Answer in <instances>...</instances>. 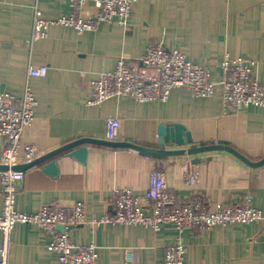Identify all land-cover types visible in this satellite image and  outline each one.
Listing matches in <instances>:
<instances>
[{
	"label": "crops",
	"instance_id": "0c3cea01",
	"mask_svg": "<svg viewBox=\"0 0 264 264\" xmlns=\"http://www.w3.org/2000/svg\"><path fill=\"white\" fill-rule=\"evenodd\" d=\"M35 4L46 18L72 9L67 0H0V90L12 94L19 105L29 86L34 116L21 141L35 146L36 157L76 137L105 138L110 116L120 120L117 140L158 147V124L177 121L191 132L195 145L229 144L251 160L264 157V109L225 107L220 84L212 96H194L187 87H175L161 102L113 95L97 104L87 103L93 79L114 70L121 56L140 65L151 40L161 41L166 49L180 48L191 62L206 67L208 77L216 82L222 78L219 61L226 54L252 60L255 79L264 83V0H137L126 25L103 22L77 31L53 24L45 36L33 40ZM83 10L84 16L92 15L93 0H87ZM30 66H46L47 71L30 75ZM6 141L0 134V161ZM68 151L52 158L56 174L43 169L51 159L23 170L15 207L35 212L43 204L83 201L86 220L72 226L70 234L77 246L96 245L98 264H162L165 249L173 242L184 244L183 264H264L261 221L181 232L170 222L155 228L94 221L114 213L117 188L128 187L143 197L155 168L162 170L180 203L199 201L214 211L248 201L264 212V165L252 167L224 150L200 153L197 163L187 153L157 156L93 143L87 144L85 161ZM187 159L199 171L192 190L184 179ZM2 205L0 189V212ZM145 211L150 213L149 207ZM2 240L0 231V247ZM52 240L53 235L37 224L16 223L9 235L7 264H60L57 253L48 248Z\"/></svg>",
	"mask_w": 264,
	"mask_h": 264
},
{
	"label": "built area",
	"instance_id": "2783aa9c",
	"mask_svg": "<svg viewBox=\"0 0 264 264\" xmlns=\"http://www.w3.org/2000/svg\"><path fill=\"white\" fill-rule=\"evenodd\" d=\"M39 1V0H38ZM69 14L56 18L41 15L35 4L31 39L45 36L49 26L60 24L71 26L77 31L94 29L100 23L117 22L126 25L134 3L137 0H93L96 11L84 16L83 7L87 0H67ZM222 78L219 82L211 80L208 69L191 62L180 48L166 49L159 40H151L146 52L140 57V65L129 64L121 56L114 70L102 72L92 80V89L87 103L97 104L104 99L116 96H132L139 102L165 101L175 87H187L194 96H212L220 84V96L227 108L240 110L249 105L264 109V83L254 77L252 60L227 54L219 61ZM46 66L28 68L30 75H44ZM15 97L0 90V134L6 137L1 163L8 166L18 163L19 159L29 162L37 156L36 148L29 142H22V133L33 120L34 96L26 86L21 104H14ZM105 139L117 140L120 120L117 116L107 118ZM184 179L192 190L197 184L199 171L189 159L184 161ZM24 177L23 170L0 171V189L3 205L0 212V231L3 240L0 247V264H7L9 235L18 222L37 224L53 235L48 248L57 253L60 264H98V252L94 243L77 246L72 242L70 228L85 222V204L81 200L72 204L54 202L43 204L35 212L17 210L15 196L18 182ZM149 207L150 213L145 209ZM95 222L106 223H143L155 228L161 222H170L179 232L186 228L204 231L215 224L229 222L261 221L264 236V212L248 201L240 205H224L208 211L207 205L188 200L180 203L176 193L170 189L159 168L151 171L149 183L143 197L134 195L130 188L115 190V211L105 213ZM63 226L57 231V225ZM184 244L173 242L164 252L162 264H183Z\"/></svg>",
	"mask_w": 264,
	"mask_h": 264
},
{
	"label": "water",
	"instance_id": "95a60500",
	"mask_svg": "<svg viewBox=\"0 0 264 264\" xmlns=\"http://www.w3.org/2000/svg\"><path fill=\"white\" fill-rule=\"evenodd\" d=\"M157 140L159 145L158 147L147 146L129 140H107L105 138L76 137L74 140H71L49 152L35 157L29 162L16 163L11 166L0 162V171L7 170L8 168H11L13 170H24L31 165L38 164L48 159H51L43 164V169L51 174H56V162L54 159H52L55 155L62 151L69 150V155L76 156L79 160L85 161L87 156V144L89 143L101 144L111 147H128L140 152L149 153L157 156L180 155L187 153L188 155H193L192 161L194 163L201 161L200 156H198V154L200 153L224 150L235 155L241 161L252 167L264 165V157L260 158L259 160H251L245 154H243L238 149L229 144H193L191 132L186 128L183 123L177 121L159 123L157 126ZM173 145H176L178 147H171ZM57 228L62 230L63 226L61 224H58Z\"/></svg>",
	"mask_w": 264,
	"mask_h": 264
}]
</instances>
